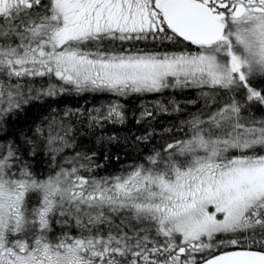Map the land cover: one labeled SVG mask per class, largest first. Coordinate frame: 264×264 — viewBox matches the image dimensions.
Listing matches in <instances>:
<instances>
[{"label":"snow or ice","instance_id":"obj_1","mask_svg":"<svg viewBox=\"0 0 264 264\" xmlns=\"http://www.w3.org/2000/svg\"><path fill=\"white\" fill-rule=\"evenodd\" d=\"M0 264H264V0H0Z\"/></svg>","mask_w":264,"mask_h":264},{"label":"trees","instance_id":"obj_2","mask_svg":"<svg viewBox=\"0 0 264 264\" xmlns=\"http://www.w3.org/2000/svg\"><path fill=\"white\" fill-rule=\"evenodd\" d=\"M147 98H154V97H152V96H149V97H146V99ZM86 99L88 100V106H91L92 105V97L91 96H88V97H86ZM100 99H104V98H98V100H100ZM137 101L138 100H131V101H129L128 103L131 105V104H135V105H138L137 104ZM78 103L79 104H81V105H83V104H85V99H79V101H78ZM135 130V129H134ZM120 155H121V160H122V162H124V163H127V162H129L128 160H127V157L125 156V154L123 153V152H121L120 153ZM119 164H115L114 165V167H116V168H119ZM101 175H104V174H106V173H104V172H101L100 173Z\"/></svg>","mask_w":264,"mask_h":264},{"label":"rangeland","instance_id":"obj_3","mask_svg":"<svg viewBox=\"0 0 264 264\" xmlns=\"http://www.w3.org/2000/svg\"><path fill=\"white\" fill-rule=\"evenodd\" d=\"M152 99H154V98H147V100H149V101L152 100ZM139 103H140V101L138 100L137 104H139Z\"/></svg>","mask_w":264,"mask_h":264}]
</instances>
